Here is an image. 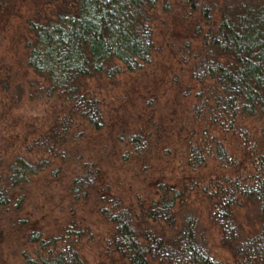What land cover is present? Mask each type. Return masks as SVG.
Here are the masks:
<instances>
[{
    "label": "rangeland",
    "instance_id": "rangeland-1",
    "mask_svg": "<svg viewBox=\"0 0 264 264\" xmlns=\"http://www.w3.org/2000/svg\"><path fill=\"white\" fill-rule=\"evenodd\" d=\"M46 2L0 0V59L14 63L21 58L27 20L46 11ZM172 3L169 13L161 7L152 13L151 63L114 80L87 81L86 93L100 102L101 130L72 115L63 95L47 98L41 92L44 82L31 72H18L20 99L13 91L0 92V190L16 157L51 162L12 190L9 204L0 207V264H25V256L45 254L42 241L49 243L72 229L86 235L77 247L88 264H120L105 213H127L138 223V232L160 230L143 212L164 196L158 184L181 194L175 209L198 219L210 256L219 264H235L209 213L220 187L235 180L249 183L258 175L253 153L259 157L264 149V119L239 117L232 126L219 115L213 99L217 88L196 80L203 35L191 32L197 25L205 32L211 23L184 12L185 3ZM219 8L214 17L219 18ZM68 119L73 121L65 144H54L48 135ZM138 134L143 147L131 144L130 136ZM218 147L228 161L218 159ZM193 149L202 153L199 165ZM246 212L240 207L237 213L243 225ZM35 234L39 239L30 240Z\"/></svg>",
    "mask_w": 264,
    "mask_h": 264
},
{
    "label": "trees",
    "instance_id": "trees-1",
    "mask_svg": "<svg viewBox=\"0 0 264 264\" xmlns=\"http://www.w3.org/2000/svg\"><path fill=\"white\" fill-rule=\"evenodd\" d=\"M172 1L47 0V10L37 11L34 18L27 20L29 39L22 45L21 58L14 63L0 59V92L13 91L20 99L23 89L16 83L18 72H31L44 82L41 92L47 98L63 95L71 104L72 115L101 130L104 120L100 102L86 93L87 81L114 80L124 72L131 73L151 63L152 13L158 7L169 13ZM175 1L185 3L184 12L189 11L192 16L199 14L206 24L211 23L205 32L198 25L191 32L203 35V59L195 69L196 80L202 84L211 82L217 88L213 99L219 115L232 126L239 117L264 119V3L223 0L219 8L221 0ZM216 8L221 12L219 18L214 17ZM72 121L60 122L57 129H52L48 136L54 144L66 141ZM130 141L141 147L145 144L141 134L130 136ZM49 150L56 152L54 147ZM195 151L193 159L199 165L202 153ZM216 155L228 161L221 147L217 148ZM253 155L258 175L249 183L235 180L227 188L218 187L209 213V220L218 228L222 246L235 264H264V149L259 157L255 152ZM50 164L49 159L33 163L16 157L3 179L0 207L9 204L12 190L26 185L31 176ZM158 187L164 196L143 210L147 219L161 225L158 231L138 232V223L127 213L103 212L113 226L111 244L120 257V264H219L209 254L205 237L199 232L198 219L190 212L175 209V200L181 194L170 186L158 184ZM240 207L247 209L245 225L238 220ZM85 236L84 231L72 229L49 243L42 241L45 254L34 258L25 256L24 263L88 264L77 247ZM38 239L39 234H35L30 240Z\"/></svg>",
    "mask_w": 264,
    "mask_h": 264
}]
</instances>
